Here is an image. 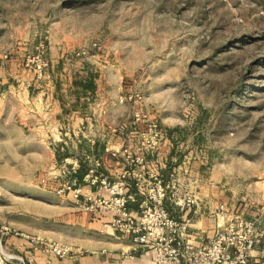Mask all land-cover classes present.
Instances as JSON below:
<instances>
[{"label": "rangeland", "instance_id": "obj_1", "mask_svg": "<svg viewBox=\"0 0 264 264\" xmlns=\"http://www.w3.org/2000/svg\"><path fill=\"white\" fill-rule=\"evenodd\" d=\"M0 60L35 95L91 73L106 104L89 112L119 114L127 130L140 107L172 137L183 186L264 233V0H0ZM52 161L0 152V213L42 198L50 215Z\"/></svg>", "mask_w": 264, "mask_h": 264}, {"label": "crops", "instance_id": "obj_2", "mask_svg": "<svg viewBox=\"0 0 264 264\" xmlns=\"http://www.w3.org/2000/svg\"><path fill=\"white\" fill-rule=\"evenodd\" d=\"M5 68H0V152H48L52 154L50 168L55 169L54 174L69 167L67 163L78 161V169L84 166L88 170L80 185L82 195L92 199L108 197L107 185L103 182L112 184L127 167L124 148L129 146L134 154L139 151L136 128L126 130L119 114L110 117L107 112H89L91 106L106 104L95 98L97 84L94 95L76 98L74 74L63 82L39 86L41 91L35 95L30 84H9L2 76ZM171 141L172 137L166 134L159 150L146 153L142 170L159 174L165 184L184 187L180 180L184 162L181 156L176 158L177 150ZM66 153L68 155L63 156ZM94 178L98 179L96 184H92ZM41 182L45 185L46 181ZM24 189L27 190V186ZM143 189L141 182L131 181L129 209L132 212H138L146 204ZM61 198L57 200L59 204L56 202L47 208L50 215L45 214L42 198L31 206L26 202L20 209L11 207L0 213V228L9 226L48 241L69 244L79 253L59 259L41 251L33 252L27 242L13 237L5 239L6 251L22 257L33 254V264H153L151 251L134 245L129 237L103 229L111 214L89 212L70 196ZM181 198L177 192L169 190L166 208L178 221L187 222L191 237H202L201 242L194 241L196 246L206 244L216 232L215 214L219 202L214 200H219L214 195H201L196 207L185 208ZM14 212L21 215L19 222L13 220ZM260 252L255 250L253 255Z\"/></svg>", "mask_w": 264, "mask_h": 264}, {"label": "built area", "instance_id": "obj_3", "mask_svg": "<svg viewBox=\"0 0 264 264\" xmlns=\"http://www.w3.org/2000/svg\"><path fill=\"white\" fill-rule=\"evenodd\" d=\"M136 96L134 102L139 103ZM138 138V152L134 154L129 146L123 150L127 167L118 180L107 185L108 197L83 196L82 188L74 178L78 161L67 163L55 176L61 180L55 193L60 197L70 196L79 206L89 212H105L111 219L103 224V229L129 237L131 242L153 253V264H264V250L254 256L256 246L264 233L259 231L256 222L245 219L242 213L230 211L225 204L216 207V232L206 244L196 246L194 241L202 237H191L187 222L178 221L166 208L168 191L181 196L184 207H196L199 203L197 188L193 185L180 187L176 183L165 184L159 174L145 172V154L153 153L163 145L166 134L158 123L149 118L140 107L132 115ZM99 166V163L97 164ZM140 167V168H139ZM97 178L92 184L97 183ZM142 183L146 199L144 207L138 212L129 209L130 183ZM83 198V200H82ZM19 238L27 242L33 252L64 259L79 252L74 246L48 241L40 236L31 235L2 226L0 228V264H33V254L22 257L6 251L2 240ZM198 238V239H197ZM48 263L49 260H48Z\"/></svg>", "mask_w": 264, "mask_h": 264}, {"label": "trees", "instance_id": "obj_4", "mask_svg": "<svg viewBox=\"0 0 264 264\" xmlns=\"http://www.w3.org/2000/svg\"><path fill=\"white\" fill-rule=\"evenodd\" d=\"M73 87L75 89L76 98L86 97L87 94L90 96L94 95L96 91V85L94 77L91 73H88L86 77H80L75 75L73 80ZM58 155V154H57ZM64 154L63 156H67ZM59 157V156H58ZM88 170L81 166L74 174V178L77 180L79 185H83L84 176L87 174Z\"/></svg>", "mask_w": 264, "mask_h": 264}]
</instances>
